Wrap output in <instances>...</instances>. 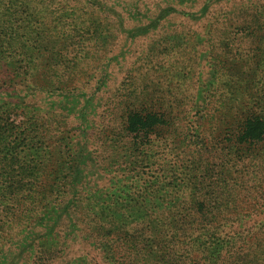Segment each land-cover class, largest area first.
Wrapping results in <instances>:
<instances>
[{"label": "trees", "instance_id": "1", "mask_svg": "<svg viewBox=\"0 0 264 264\" xmlns=\"http://www.w3.org/2000/svg\"><path fill=\"white\" fill-rule=\"evenodd\" d=\"M200 23L227 72L206 117L145 64L198 52ZM263 70L264 0H0V264H264Z\"/></svg>", "mask_w": 264, "mask_h": 264}, {"label": "rangeland", "instance_id": "2", "mask_svg": "<svg viewBox=\"0 0 264 264\" xmlns=\"http://www.w3.org/2000/svg\"><path fill=\"white\" fill-rule=\"evenodd\" d=\"M206 21V19H205ZM207 22V21H206ZM205 22V23H206ZM170 23V22H169ZM169 26V24H168ZM170 31L173 32L175 28H178V30L183 31L182 27H176L174 25L169 26ZM196 28V29H195ZM194 30H197V32L201 35V40L197 36L196 33H193L191 31V35L195 40H200L201 41V46H196L195 50H199L198 52L196 51H189L185 53V51L178 52L177 50L173 53H170L168 57L166 58H160V57H153V62L151 59L149 60L150 63L146 64V67L152 68V71L150 73V79L153 82L152 85L153 87L150 89L155 97H163L167 103H174V101L178 100H184L185 106L187 107H194L195 110L199 111L201 114L198 117H206V107L205 102V94H202L201 96L199 95V91L203 89L202 87L198 89L200 80L209 83L210 79L214 76L219 79H226V73L224 74L222 72L220 73H215L214 67H217L216 64L213 61V58L219 60V58L216 56L218 52L221 50V43L223 39L221 38V35L218 34L215 30L210 29L208 27H205L203 23L195 25ZM237 41H241V39L235 38ZM148 40L141 41V47L140 46H134L139 52H144L147 50V45L146 43ZM252 44L249 40L247 41L245 48L240 50L238 53V50H233L232 53H230V57L238 62L235 64L237 65V69L239 73H242V76L239 77L241 80H244L248 78L245 73L247 69L250 66H253L252 64V59L250 58L249 54L251 49H248V47ZM232 46V45H231ZM257 46V45H256ZM254 46V47H256ZM262 47V45H259ZM194 48V46H192ZM253 47V48H254ZM230 48V43L228 44V49ZM118 50V49H117ZM189 53L191 55H189ZM200 53H204L205 56H202ZM49 54V53H48ZM195 54V55H193ZM212 54V57L210 56ZM226 54H224L225 56ZM192 56V57H191ZM203 57V58H202ZM212 58V61H211ZM232 60L230 63H232ZM208 61L209 64L207 63ZM155 68V69H154ZM263 69V68H262ZM115 71V70H114ZM146 71V70H142ZM212 71V72H210ZM264 71V70H263ZM115 74V73H114ZM112 75L111 82H120L122 78L124 77L125 74L121 75ZM264 74L259 75V77H263ZM220 90L225 91L219 84ZM263 88V86L261 87ZM264 93L260 92V90H256L255 88L252 89L251 93L254 96H261L260 94ZM82 107L80 105H76V108H73V110L66 111L65 116H66V126L69 127V129L72 131L69 136H76L79 138L81 136L80 130L78 128L77 121L79 120V111H81ZM194 111V113H196ZM91 120V116L89 117ZM96 120V118H94ZM122 120V119H121ZM121 120H118V124L116 126L118 127V131L123 130L124 124L121 122ZM195 120V117H194ZM16 123H20V118L17 120ZM101 123V120L97 119L95 122V129H100L101 127L99 126ZM75 129V130H74ZM59 134L58 136H60ZM79 135V137H78ZM57 136V137H58ZM97 136V135H93ZM117 137V136H116ZM77 140V139H76ZM76 140H73L76 142ZM9 211V210H8ZM7 210L5 207L0 206V219H6L7 215ZM41 226V225H39ZM27 227V225L23 228L20 229V232L17 235L12 234L10 237H22L24 229ZM9 237V238H10ZM20 239V238H19ZM11 245L3 246L1 250L6 251ZM17 249H20L17 247ZM0 250V259L2 256Z\"/></svg>", "mask_w": 264, "mask_h": 264}]
</instances>
